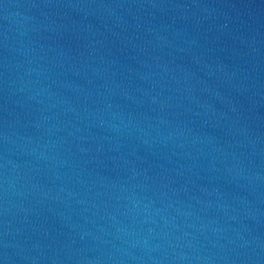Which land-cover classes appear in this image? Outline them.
Instances as JSON below:
<instances>
[{
	"label": "water",
	"instance_id": "water-1",
	"mask_svg": "<svg viewBox=\"0 0 264 264\" xmlns=\"http://www.w3.org/2000/svg\"><path fill=\"white\" fill-rule=\"evenodd\" d=\"M0 264H264L194 0H0Z\"/></svg>",
	"mask_w": 264,
	"mask_h": 264
}]
</instances>
